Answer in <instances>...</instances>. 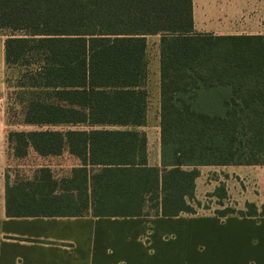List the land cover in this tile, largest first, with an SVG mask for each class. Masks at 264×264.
I'll return each mask as SVG.
<instances>
[{
    "label": "trees",
    "instance_id": "16d2710c",
    "mask_svg": "<svg viewBox=\"0 0 264 264\" xmlns=\"http://www.w3.org/2000/svg\"><path fill=\"white\" fill-rule=\"evenodd\" d=\"M7 68L30 90L7 133L8 160L69 153L58 178L6 175L8 217L175 218L209 210L196 198L203 166L264 165V36L195 31L193 0H0ZM160 37L161 165L149 164L148 40ZM85 126L86 130L46 127ZM216 216L264 217L208 195ZM1 226V222H0Z\"/></svg>",
    "mask_w": 264,
    "mask_h": 264
},
{
    "label": "crops",
    "instance_id": "0c3cea01",
    "mask_svg": "<svg viewBox=\"0 0 264 264\" xmlns=\"http://www.w3.org/2000/svg\"><path fill=\"white\" fill-rule=\"evenodd\" d=\"M193 19L200 34L264 36V0H193ZM0 46L5 59L3 40ZM147 135L149 164L159 167L160 137L152 151ZM7 147L0 130V264H264V217L221 218L215 207L175 218L8 217ZM200 172L196 198L203 205L220 207L208 195L225 184V206L246 211L252 203L262 210L264 165Z\"/></svg>",
    "mask_w": 264,
    "mask_h": 264
},
{
    "label": "rangeland",
    "instance_id": "374dc122",
    "mask_svg": "<svg viewBox=\"0 0 264 264\" xmlns=\"http://www.w3.org/2000/svg\"><path fill=\"white\" fill-rule=\"evenodd\" d=\"M7 36H0V41L5 40ZM148 59L150 68V77L148 83V89L150 93V106H149V116L148 123L142 128L143 131L149 132L152 142V151L155 150L159 135H160V56H159V44L160 37H150L148 40ZM3 49L0 46V130L4 131L6 134L9 131H27V130H37L38 127L24 126L21 124H12L9 119L12 117L15 121L20 122L22 117L13 118L14 112L21 111V101L20 99H27L30 94V90L21 87L23 83H26L24 76L27 73L25 68H7L5 64V59L3 56ZM45 129H57V130H86L85 126L70 127V126H58V127H46ZM8 153V147H7ZM5 165L6 175L9 177L12 183L14 182H24L33 179L36 172L44 166L50 167L55 176L58 178L64 177L70 173L75 165H79V162L72 157L69 153H64L59 157H52L43 159L39 157L36 153L31 152L29 156L22 160H17L11 157ZM206 206L215 207V211L222 209L217 205L205 204ZM198 214H207L205 209H198Z\"/></svg>",
    "mask_w": 264,
    "mask_h": 264
}]
</instances>
